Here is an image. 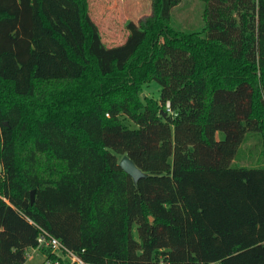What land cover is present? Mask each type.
<instances>
[{"label": "trees", "instance_id": "1", "mask_svg": "<svg viewBox=\"0 0 264 264\" xmlns=\"http://www.w3.org/2000/svg\"><path fill=\"white\" fill-rule=\"evenodd\" d=\"M184 1L108 48L85 0H0V264L39 228L88 264H264V165H236L264 156V0H199L192 32Z\"/></svg>", "mask_w": 264, "mask_h": 264}, {"label": "rangeland", "instance_id": "2", "mask_svg": "<svg viewBox=\"0 0 264 264\" xmlns=\"http://www.w3.org/2000/svg\"><path fill=\"white\" fill-rule=\"evenodd\" d=\"M87 13L98 26L103 43L108 48H113L124 44L129 36L127 24L138 23L141 19L148 17L152 13V0H85ZM172 25L185 31H201L205 25V4L199 0H187L181 3L172 11ZM261 38V50L259 56L264 57V36ZM45 84H40L39 88H45ZM160 88L156 83L143 94L160 97ZM124 126L135 128L131 121L124 120ZM218 138L223 139L224 135L218 133ZM262 143L255 135H250L243 146L242 162H236L238 167L242 165L263 166L264 156L262 155ZM137 237V233L134 232ZM28 260L29 264H39L41 256L36 253Z\"/></svg>", "mask_w": 264, "mask_h": 264}, {"label": "built area", "instance_id": "3", "mask_svg": "<svg viewBox=\"0 0 264 264\" xmlns=\"http://www.w3.org/2000/svg\"><path fill=\"white\" fill-rule=\"evenodd\" d=\"M167 108L168 112H170L169 105ZM39 230L37 247L27 250V262L25 264H29L28 260L32 258V254H29V252L41 256L39 264H88L77 253L66 248L59 239L51 235L49 232L41 228H39ZM42 249L50 251L56 259L52 261L49 257L42 254Z\"/></svg>", "mask_w": 264, "mask_h": 264}, {"label": "water", "instance_id": "4", "mask_svg": "<svg viewBox=\"0 0 264 264\" xmlns=\"http://www.w3.org/2000/svg\"><path fill=\"white\" fill-rule=\"evenodd\" d=\"M119 166L133 178L135 183H137L140 179L147 177V174L143 173L128 156L122 157L119 162ZM35 193L36 191L31 192V204L35 201Z\"/></svg>", "mask_w": 264, "mask_h": 264}]
</instances>
